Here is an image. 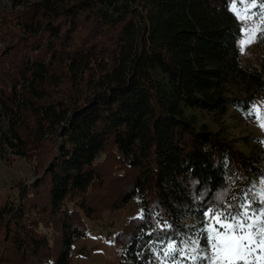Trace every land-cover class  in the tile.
Returning <instances> with one entry per match:
<instances>
[{"label":"trees","instance_id":"1","mask_svg":"<svg viewBox=\"0 0 264 264\" xmlns=\"http://www.w3.org/2000/svg\"><path fill=\"white\" fill-rule=\"evenodd\" d=\"M230 1L7 0L0 147L32 180L0 207V264H71L82 218L133 196L144 219L115 232L120 263L171 262L160 240L196 237L206 210L253 194L264 135L244 152L193 113L247 119L264 102V39L243 65Z\"/></svg>","mask_w":264,"mask_h":264},{"label":"rangeland","instance_id":"2","mask_svg":"<svg viewBox=\"0 0 264 264\" xmlns=\"http://www.w3.org/2000/svg\"><path fill=\"white\" fill-rule=\"evenodd\" d=\"M8 6L7 0H0V16L1 11ZM232 6V0L228 3L227 8L230 10ZM237 8H243V5L237 4ZM232 12V11H231ZM233 13V12H232ZM252 13H256L252 16L250 25L259 24L260 15L264 13V8L260 6V0H257L256 7L251 9ZM243 15L244 13L241 12ZM234 15V13H233ZM240 36L239 39H243L242 25L243 21L238 20ZM264 27V25H262ZM239 56L241 63L245 66H252L257 64L261 57V47L258 41L247 46L244 53H241L240 47ZM255 106L259 109L261 114H264V102L255 99L251 104L250 109ZM198 123H204L211 131H218L228 140L234 148L247 151V147L240 140L247 135L260 136L264 135V130L258 126L256 122L255 114L251 118L242 117L237 111L229 108L226 113L220 117H214L207 113L200 111H193ZM5 128V122L0 120V131ZM32 180V172L30 164L27 160L19 157L7 161L2 156V147H0V207L4 204L17 203L19 185L30 183ZM260 179L256 180L255 189L253 194L260 193L264 189V184L260 183ZM213 212L209 215H205V226H211L213 221L211 216L215 214L218 209L210 208ZM206 212V211H205ZM139 213L138 197H131L124 205L118 209L107 210L104 209L100 212L97 218L87 219L82 218L85 226L86 233L84 236L77 238L71 248V264H122L119 261V251L116 243L113 241V236L117 230H119L129 217L137 215ZM195 239L194 236H189L184 240ZM207 243V242H206ZM183 246V245H182ZM183 260V264H192L190 260ZM159 264H172L168 261H160Z\"/></svg>","mask_w":264,"mask_h":264},{"label":"snow or ice","instance_id":"3","mask_svg":"<svg viewBox=\"0 0 264 264\" xmlns=\"http://www.w3.org/2000/svg\"><path fill=\"white\" fill-rule=\"evenodd\" d=\"M237 4L244 7L237 8ZM256 4L257 0H232L230 11L243 21L241 31L244 38L238 41L241 53L247 46L264 39V13L260 15L259 24H249L256 13H248ZM260 6L264 8V0H260ZM254 114L258 126L264 130V114L258 108L253 106L245 115L251 117ZM261 143L264 144V141ZM260 183L264 184V179ZM256 204L260 206L254 207ZM218 207L219 211L211 216L212 225L201 227L195 239L160 240L163 245L160 251L165 260H170L172 264H183V260L177 257L190 260L192 264H264V189L260 193L245 194L238 204L218 201ZM212 212L208 209L205 215L209 216ZM131 219L143 220L144 210Z\"/></svg>","mask_w":264,"mask_h":264}]
</instances>
